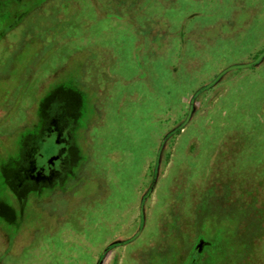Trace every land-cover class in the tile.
I'll return each instance as SVG.
<instances>
[{"label":"rangeland","instance_id":"rangeland-1","mask_svg":"<svg viewBox=\"0 0 264 264\" xmlns=\"http://www.w3.org/2000/svg\"><path fill=\"white\" fill-rule=\"evenodd\" d=\"M263 48L264 0H0V120L12 110L0 126L5 165L33 146L34 169L49 173L58 134L70 133L61 122H74L69 139L80 153H71L85 161L73 165L71 193L30 206L8 240L1 231L12 211L0 204V264L10 255L21 264L31 256L32 264H94L104 243L138 224L160 140L184 120L192 94ZM52 86L47 106L57 121L34 138ZM194 105L160 151L145 226L116 264H264V59L230 70ZM1 168L0 182L14 174ZM197 224L203 253L186 249ZM176 227L186 235L176 239ZM172 243L177 256L166 252Z\"/></svg>","mask_w":264,"mask_h":264},{"label":"flooded vegetation","instance_id":"flooded-vegetation-1","mask_svg":"<svg viewBox=\"0 0 264 264\" xmlns=\"http://www.w3.org/2000/svg\"><path fill=\"white\" fill-rule=\"evenodd\" d=\"M83 65H86V62H84L83 64L80 65V70L83 69ZM64 70H65V68L63 69V71ZM28 82H29V78H28L26 85L28 84ZM30 86H31V88H33L32 84H30ZM45 90L46 91H44V92H46V93L43 96V101L39 105L40 108H41V106H43L44 109H40L41 112L37 113L39 115L45 116L44 119L42 120L44 122H42V125L40 126L39 130L36 132V135L34 138H38L39 136L44 135L45 133H52L53 128H54L53 122L57 121V120H54L56 117L55 112L50 111L49 107L47 106L48 101L50 102V99L53 98V92H54L53 86H52V89H48V87H47V88H45ZM61 103L62 102H60V104ZM57 105H59V104H57ZM10 111H12V110H10ZM10 111L7 112L8 113L7 116H4L5 114L3 115L5 117V119L8 118ZM18 116L20 117V114H18ZM17 118H14L13 120H9L8 123H10V121H12V125H13L14 123H16ZM3 121H2V119L0 120V126H2L4 124V123L2 124ZM60 124L64 125V127L68 128L70 133L66 134L64 137H63V134H61V138H60V134H58L57 137H59L58 142L60 144V147H59L60 151L58 153H54L50 157L51 166L49 164V169H48L49 173H47V174L42 173V172H45V169L43 167L34 169L35 168L34 156H36L37 150L33 146L31 147L30 152H29V150H26L23 147L21 149V152L19 150L21 157H19V159H17V164L15 166H12V165L9 166L8 164L5 165L7 162V157L5 154H2V155L0 154V159L2 158V160L0 161V166H2L1 174L6 172L5 167H7V166L12 167L14 169V172H13L14 174H12L11 176H8L7 173H6L7 176L3 174L1 177V182H0V193L3 195L2 197L0 195V204L6 205L7 208L11 209V211H12V212H10L11 215L8 217L9 219L7 218L9 221L8 228L6 229V231L2 230L4 233L1 231L2 235L4 236V238L6 240H8L9 239L8 237H10V235L13 233L12 230L15 229V231H17L16 226L19 225L21 219H23L24 217L27 216L26 212H28L30 206L35 205L36 207L37 206L42 207L43 204H45L47 206V205L53 204V196L56 195V193H58L59 196H62V197H64V195H66L68 193H71V185L69 183V180L71 177H73V176L75 177V175H77L75 173L74 169H72L73 165L79 164V165H81L79 168H81L83 165V162H85V161L83 159H81V157L78 158L77 161H75V159H74L75 154L71 153V150H74L75 153H78V154L80 153L76 147L77 144H75V142L72 143L71 139H69L72 137V134L74 133V129H75L74 122L73 123L61 122ZM176 127H178V126H175L174 128H172L170 130L175 129ZM181 129L178 128L173 134L180 131ZM168 132L166 134H164L160 140L159 147L157 148V151H156L155 159H156L157 153L158 152L160 153V151L163 149L165 141L173 135V134H171L169 136H166L168 134ZM1 134L3 135V133H1ZM12 135L13 134H10V132L7 133V137L8 136L11 137ZM56 135H57V133H56ZM3 136H6V135H3ZM163 138L165 140L162 143ZM18 141H19L18 145L20 146L21 141L19 138H18ZM16 143H13V144L15 145ZM77 146H79V145H77ZM56 159H59V162H58L59 165H55ZM160 159H161V153H160ZM78 160H80V161H78ZM154 166H155V160H154L152 171H151V181H152ZM159 167H160V165H159ZM72 170L74 173L72 172ZM79 171H81V169ZM83 173H85V172H81L79 174H83ZM158 174H159V171H158ZM151 181H150V183H151ZM155 185H156V183H155ZM149 186H150V184H149ZM149 186L146 188L144 193H142V195L140 196L139 206H138V210H137L138 224H136V227L134 226L135 228L133 227L134 230L132 228L131 229L132 231H129V234L126 233L127 235H124V236L121 235L120 232H118L117 235L114 234V236H113L114 238L112 240H110L109 242L104 243L101 251L98 252L97 255H95L94 264H116L115 260L117 257L118 249L121 247H126L125 245L132 242L134 239H136L141 234V232L145 226V214H146V212H144V211L146 210V208H144V207L147 203V200H149L150 197L152 196L153 190L155 188V186H154L153 190L149 194H147V190H148ZM5 189H10L12 191V193H14L13 195H15V192H16V195L13 196L12 199H10L9 198V191L10 190H5ZM48 190H49V192H48ZM53 190L55 193L53 192ZM6 192H8V194ZM42 193H44V195H42L40 197V195ZM146 194H147V196H146V199L144 201V207H143V213H144L143 226H142L139 234H137V236H134L135 233L137 232V230L139 229V226L141 223L140 205H141V201H142L143 197ZM5 197H6V200H5ZM13 199L15 201H17L18 209L15 208L13 205V203H12L14 201ZM115 208H116V206H113L111 211H114ZM105 209H106V206L103 209V211H105ZM118 212L119 211H117V213ZM120 214H121V212L119 213L118 219H120ZM137 214L134 217H129L128 219L125 218V220H127V222H129V225L132 226V223L137 218ZM221 217H223V216H221ZM4 220H5V215L0 213V228H1L2 222ZM174 221L180 222L181 219H179V220L174 219ZM17 229H18V227H17ZM176 233H177L176 239H179L181 236L186 235V233H184L183 229L179 228V227H176ZM169 234L174 235L175 231L173 233H169ZM201 234L202 233L199 231V224H197L195 226V234L193 236L191 235V238L186 245V249L192 250L195 252H199V253H203L205 247L208 245V240L206 237L202 236ZM108 246H112V247L105 251L106 247H108ZM184 246H185V243H182L179 247L181 248ZM172 251L174 253H176V256L178 255V248H177L175 243L170 244L169 249L166 252L172 256ZM110 252H113V254L109 258ZM39 254H40V252L38 254H34L33 258L38 256ZM31 259H32V256H31L30 260L28 261V264H32L33 261ZM4 260L6 261V263H4V264H21L20 259H18V257L17 258L14 257V255H10V257H8L7 259L4 258ZM8 260H10V261H8ZM181 260H184V259L181 258L177 264H183L182 262H180ZM184 262H185V260H184ZM33 264H35V263H33ZM117 264H118V262H117Z\"/></svg>","mask_w":264,"mask_h":264},{"label":"water","instance_id":"water-1","mask_svg":"<svg viewBox=\"0 0 264 264\" xmlns=\"http://www.w3.org/2000/svg\"><path fill=\"white\" fill-rule=\"evenodd\" d=\"M263 59H264V48L261 51H259V53L252 60L247 61V62H244V63L233 64V65H230L228 67H225L224 69H222L221 71H219L212 80H210L209 82L203 84L201 87H199L192 94V96H191V102L192 103H191V105L188 108L186 117L178 125V127H176L173 130H170L166 136H169V135L173 134L178 128L181 129L190 120V118L192 116V112H193V110L195 108V105H194L195 104V99H196V97L202 91H204V90H206V89L214 86L230 70H233V69H236V68H248V67H252V66H255V65L260 64ZM164 140L165 139L163 138L162 143L164 142ZM159 165H160V153L158 152L157 153V156H156V159H155V166H154V170H153L152 181H151L150 186H149V188L147 190V194H149L153 190V188L155 186V183H156L157 178H158ZM147 194L143 197V199L141 201V205H140V210H141V223H140L139 229L137 230V232L135 233L134 236H137V234H139V232L141 231V228L143 226V221H144L143 220L144 219L143 205H144V201H145V198H146ZM111 247L112 246L106 247L105 251L108 250V249H110Z\"/></svg>","mask_w":264,"mask_h":264}]
</instances>
